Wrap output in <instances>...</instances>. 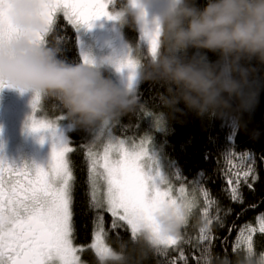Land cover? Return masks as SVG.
<instances>
[{
    "label": "trees",
    "instance_id": "obj_1",
    "mask_svg": "<svg viewBox=\"0 0 264 264\" xmlns=\"http://www.w3.org/2000/svg\"><path fill=\"white\" fill-rule=\"evenodd\" d=\"M191 2L203 8L208 0ZM126 19L127 29H133L130 43L139 44L137 24L131 15ZM45 47L53 50L55 58L61 62L83 65L77 29L65 17L58 18ZM186 57H204L210 64L219 60L217 53L194 48L188 49ZM149 60L150 55L144 51L141 64L146 65ZM246 66L254 71L255 92L252 107L246 111L201 117L183 103L176 106L178 110L168 108L162 103L167 86L146 80L142 75L135 93L129 95L135 99V106L112 119V133L119 139L133 144L148 141L147 148L156 152L163 163L168 184L184 189L183 201L194 202L181 230V241L169 247L166 254L157 250L150 253L143 264H204L209 253L236 261L248 254L241 239L264 215V64L253 59ZM100 74L119 88L110 72L102 69ZM42 108L50 118H68L67 110L53 97L43 96ZM236 108L234 103L233 109ZM68 120L73 124L69 133L72 148L69 166L73 176L72 238L74 244L83 249L81 256L85 264H102L90 248L98 224H102L107 243L113 249L122 247L130 239V229L119 220L114 227L115 218L111 213L95 206L89 183L91 161L88 155L92 150L93 126L84 127L71 118ZM249 168L250 174L244 177ZM233 187L239 193L235 200L231 193ZM201 228H205L208 240H200ZM252 253L264 254V234L254 236Z\"/></svg>",
    "mask_w": 264,
    "mask_h": 264
},
{
    "label": "clouds",
    "instance_id": "obj_2",
    "mask_svg": "<svg viewBox=\"0 0 264 264\" xmlns=\"http://www.w3.org/2000/svg\"><path fill=\"white\" fill-rule=\"evenodd\" d=\"M162 4V10L147 19V9ZM130 7L114 18L127 23L131 15L143 32L157 36L155 54L134 75L162 82L167 95L164 106L176 109L183 103L198 116H223L246 111L255 98L254 71L246 64L253 59L264 64V0H208L200 8L191 0H129ZM11 15L20 35L0 47V82L21 94L55 98L78 125L106 124L132 110L135 99L105 79L90 64L71 66L55 58L44 43H33L28 34L45 30L39 16V0H10ZM204 49L219 55L215 64L204 57L188 59V49ZM237 108L233 109V104ZM178 110V109H176ZM182 205L168 207L156 218L161 236L176 237L189 218ZM153 233L141 228L101 260L102 264H143L155 252ZM135 253V255H133ZM204 264H264V254H247L233 261L209 253Z\"/></svg>",
    "mask_w": 264,
    "mask_h": 264
},
{
    "label": "snow or ice",
    "instance_id": "obj_3",
    "mask_svg": "<svg viewBox=\"0 0 264 264\" xmlns=\"http://www.w3.org/2000/svg\"><path fill=\"white\" fill-rule=\"evenodd\" d=\"M105 0H39V16L45 26L40 33L28 34L33 43L43 42L55 21V13L63 10L66 20L73 26H91V24L107 16L114 19L106 11ZM20 35L11 15L10 0H0V47L16 39ZM144 37L155 54L158 40L156 34L145 31ZM85 64L90 61L85 57ZM136 62L128 59L120 63L117 71L127 69L134 74ZM132 77H130L131 79ZM8 85L0 82V89ZM40 102L37 95L32 101L33 113H36ZM32 133L51 132L55 136L52 124L32 118ZM131 151H126L124 143L109 144L102 156L89 150L90 176L93 200L96 207L107 205V211L116 220L123 221L130 229V238H134L141 228H149L153 233L157 252L166 254L170 246L177 245L182 237L161 236L156 222L157 216L168 207L182 205L188 211L194 206L192 201H180L170 195L171 189L162 191L155 184L149 188L153 179L144 171L147 165H141L142 157L147 156L146 144ZM72 151L67 145L56 150L54 145L51 167L48 171L40 168L30 170L5 169L0 161V264H78L77 249L72 243V184L73 176L65 153ZM102 168L103 171H99ZM150 169V167H149ZM16 178L12 179V173ZM251 172H244L247 177ZM6 173L8 174L6 177ZM98 178L106 181L107 191L103 203L96 199ZM232 181H229L231 184ZM239 182L237 181V184ZM183 193L184 189L181 188ZM232 199H238L236 187L231 189ZM207 198V193H205ZM207 216V211H205ZM245 238L248 254H252L251 233L256 229L249 228ZM259 231L264 232V216L259 218ZM96 234V242L92 245L102 260L111 248L104 244L100 233ZM205 228H201L200 240H208ZM181 259L184 253H180Z\"/></svg>",
    "mask_w": 264,
    "mask_h": 264
},
{
    "label": "rangeland",
    "instance_id": "obj_4",
    "mask_svg": "<svg viewBox=\"0 0 264 264\" xmlns=\"http://www.w3.org/2000/svg\"><path fill=\"white\" fill-rule=\"evenodd\" d=\"M105 3L107 4L106 11L112 17H114L117 13H120L130 7L129 0H105ZM162 7V4H153L147 9V19L149 22H151L152 19L162 10ZM127 16L128 15H126V17ZM98 21L101 22L98 25L99 28L94 33V37L92 39L87 36L86 32L84 31V29H82L81 26H75L77 29L78 45L83 64H85L84 60L86 57L90 61L89 64L94 68L95 71L100 73L103 69L110 72L117 79L119 88L121 90L127 91L129 95H131L135 93L137 87L141 83L142 74L137 71V73L134 75L130 73L127 69H124L123 71H117V67L120 63L128 59L138 60L141 63V57L143 52L146 51L147 54H149V43L145 39L144 32L142 31L139 25H137V33L140 37V43H136L135 46L132 45L130 43L131 41L129 40V35L133 34V29H127L125 23L122 24L119 20L115 18L109 19L107 16L102 17ZM130 77L132 78L130 79ZM34 97L35 96L32 94L30 98L26 99L21 105H17L14 107L13 112L11 113V117L9 118L8 139L10 143L17 144V146L24 145V143H27V147H29L30 151L34 154V157L38 160V168L48 171L51 167V164L53 163L52 152L54 145L56 147V150H60L65 145L71 148L69 133L73 130V124L69 122L66 116L58 117L57 120H52L49 116H47L42 108L43 96L40 97L38 108L36 110V113L34 114L32 108V101ZM33 117L52 124L55 128V136H53L51 132H44L38 134L32 133L30 131V125ZM111 122L112 120L106 124L98 123L93 126L92 139L90 142V144L92 143V152L102 156L105 147H107L109 144H118L120 142L124 143L126 151H131L133 148H136L138 145H140L142 141L133 144L116 137L112 133ZM147 146L148 145H146V147ZM70 152L65 153V158L68 164ZM140 163L142 166H148L144 167V171L147 175L153 178L149 182V188H151L152 185L155 184V186L160 188L162 191H167L171 189V197L173 199H176L178 202L183 201L184 192H180L181 187L174 188L168 184L166 174L163 169V163L156 152L150 151L147 148V156L142 157ZM99 171H103V169L100 168ZM106 191V181L98 178L95 196L97 200L101 201V203H103L105 200ZM103 208L107 209V205L104 204ZM259 218L257 220L256 226L253 227V229H256V231L251 233L252 243L254 236L257 233L264 234V232L259 231ZM101 227L102 224L99 223L94 232L93 242L90 246V248L96 253V255V249H94L92 245L96 242V234L100 232ZM100 235L104 244L109 246L104 233L102 232L100 233ZM248 235L249 231H247L241 239V245L247 251V253L248 247L245 238ZM71 239L73 247L77 249L76 255L79 257L78 264H85L82 261L81 256V252L83 251V249L77 247L74 244L72 237ZM55 264H59V261H56Z\"/></svg>",
    "mask_w": 264,
    "mask_h": 264
},
{
    "label": "flooded vegetation",
    "instance_id": "obj_5",
    "mask_svg": "<svg viewBox=\"0 0 264 264\" xmlns=\"http://www.w3.org/2000/svg\"><path fill=\"white\" fill-rule=\"evenodd\" d=\"M59 17H65L63 10H58L55 13L54 24L52 25L50 31L43 38L44 45L48 35L54 29ZM98 20L94 21L90 27L81 26L86 32L87 36L91 39L94 37V33L99 28L98 25L101 21ZM31 95L32 93L30 92L21 94L18 91L8 87L0 89V161H3L5 169L28 168L30 170H34L38 168V160L34 157V154L30 151L29 147H27V143L17 146V144L10 143L8 139L9 118L11 117L14 107L21 105L26 99H29ZM51 119L57 120L58 117ZM7 175L8 174L6 173V177ZM15 178L16 173L13 172L12 179Z\"/></svg>",
    "mask_w": 264,
    "mask_h": 264
}]
</instances>
